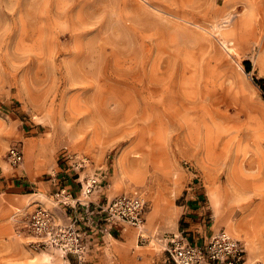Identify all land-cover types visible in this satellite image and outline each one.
<instances>
[{
  "label": "rangeland",
  "instance_id": "374dc122",
  "mask_svg": "<svg viewBox=\"0 0 264 264\" xmlns=\"http://www.w3.org/2000/svg\"><path fill=\"white\" fill-rule=\"evenodd\" d=\"M13 146L43 181L70 151L91 157L106 199L141 192L143 246L172 236L146 215L183 189L264 263V0H0V171L26 179ZM34 199L0 264H69L31 249Z\"/></svg>",
  "mask_w": 264,
  "mask_h": 264
},
{
  "label": "built area",
  "instance_id": "2783aa9c",
  "mask_svg": "<svg viewBox=\"0 0 264 264\" xmlns=\"http://www.w3.org/2000/svg\"><path fill=\"white\" fill-rule=\"evenodd\" d=\"M11 167H18L25 161L24 150L13 146L8 151ZM64 177L55 173L51 180L56 187L52 202L56 206L71 210L69 223H63L50 210L38 206L27 224L34 251L53 250L72 264H85L89 251L91 226L82 224L105 222L110 227L128 224L138 230V245L147 242L145 234V211L147 200L139 191L119 195L107 203H94L91 199L102 185L104 175L94 171V162L88 155L64 151L60 158ZM90 172L88 175H85ZM85 175L82 179V176ZM2 171H0V182ZM72 180L79 181L80 191L72 189ZM16 221H19L16 218ZM173 264H246L245 245L225 230L218 232L206 244L192 243L184 233L173 235L166 247ZM258 264H264L259 262Z\"/></svg>",
  "mask_w": 264,
  "mask_h": 264
},
{
  "label": "crops",
  "instance_id": "0c3cea01",
  "mask_svg": "<svg viewBox=\"0 0 264 264\" xmlns=\"http://www.w3.org/2000/svg\"><path fill=\"white\" fill-rule=\"evenodd\" d=\"M25 160L24 168L20 174L26 179L21 180L20 177L11 179L12 176L4 177L2 173L0 241L14 235H22V225H18L15 221L16 218L20 220V217L26 212V207L31 205L33 197H36L35 202H39L37 206L52 211L63 223H69L72 217L71 210L56 206L52 202V195L55 193L56 187L52 180L43 181L41 179L46 167L38 163L33 164L30 149L26 152ZM56 170L60 177H64L60 173V167ZM85 175L82 176V179ZM80 187L79 181L72 180V189L76 193L80 191ZM106 198L109 196L107 197V192L103 191L102 185L91 197L94 203H107L112 200ZM200 199V196L195 198L194 194L185 193L182 189L177 198L166 197L153 204L151 211L146 215V224L155 226L160 233L169 232L172 234L168 238L158 239L160 241L154 247L138 245L139 236L135 227H125L124 224L110 227L105 222L83 223L84 229L89 225L92 230L89 251L86 255L87 264H173L166 252V247L173 235L182 232L192 243L206 244L221 231L206 225V216L202 208L203 202ZM30 239H32L31 236Z\"/></svg>",
  "mask_w": 264,
  "mask_h": 264
},
{
  "label": "bare ground",
  "instance_id": "6f19581e",
  "mask_svg": "<svg viewBox=\"0 0 264 264\" xmlns=\"http://www.w3.org/2000/svg\"><path fill=\"white\" fill-rule=\"evenodd\" d=\"M239 190V189H238ZM241 192V190H239V193ZM243 192V191H242ZM210 197H211V200H212V202L215 204V203H217V199H216V197L214 196V194L212 193L211 195H210Z\"/></svg>",
  "mask_w": 264,
  "mask_h": 264
},
{
  "label": "trees",
  "instance_id": "16d2710c",
  "mask_svg": "<svg viewBox=\"0 0 264 264\" xmlns=\"http://www.w3.org/2000/svg\"><path fill=\"white\" fill-rule=\"evenodd\" d=\"M247 72H251V63L247 62L245 63Z\"/></svg>",
  "mask_w": 264,
  "mask_h": 264
}]
</instances>
